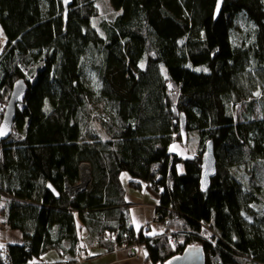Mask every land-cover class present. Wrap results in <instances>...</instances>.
Returning <instances> with one entry per match:
<instances>
[{
    "label": "trees",
    "instance_id": "obj_1",
    "mask_svg": "<svg viewBox=\"0 0 264 264\" xmlns=\"http://www.w3.org/2000/svg\"><path fill=\"white\" fill-rule=\"evenodd\" d=\"M215 1L108 0L117 15L95 25L98 0H73L66 17L60 0H0V124L13 83L27 84L0 143V215L22 240L0 264L51 251L75 263L77 220L108 250L141 244L144 264L194 246L205 264H264V0H224L216 21ZM190 133L198 150L184 158L173 148ZM210 141L217 175L201 193ZM82 162L91 181L70 199ZM123 174L163 227L130 226Z\"/></svg>",
    "mask_w": 264,
    "mask_h": 264
},
{
    "label": "crops",
    "instance_id": "obj_2",
    "mask_svg": "<svg viewBox=\"0 0 264 264\" xmlns=\"http://www.w3.org/2000/svg\"><path fill=\"white\" fill-rule=\"evenodd\" d=\"M123 177V175H122ZM128 181V185L126 184V204L129 210V219L130 226L134 229L135 232L139 231L143 226L151 221V217L155 213V208H157V201L153 196L149 193H145V195H149L152 197L151 201H148L144 193V189L139 188L138 186L133 188L129 185L130 178L129 176H125V181ZM133 188V189H131ZM139 190L141 196L136 194V191ZM79 242H80V252L81 254H87L86 259H80L79 257L75 258V263L69 264H144L142 258H132L130 257L129 248L136 247V245H132L129 247H119L114 246V250H108L101 242H97V239H93L88 235L85 229H83L79 220ZM9 240L5 241V245L8 246L10 244H20L22 240V235L17 232L9 229ZM13 237L15 240H13ZM54 253L53 256H49L48 254ZM143 255V254H142ZM49 256V257H47ZM51 259V260H50ZM62 261L59 255H57L56 251H51L43 255L40 259L32 260L30 264H58L57 262Z\"/></svg>",
    "mask_w": 264,
    "mask_h": 264
},
{
    "label": "water",
    "instance_id": "obj_3",
    "mask_svg": "<svg viewBox=\"0 0 264 264\" xmlns=\"http://www.w3.org/2000/svg\"><path fill=\"white\" fill-rule=\"evenodd\" d=\"M73 0H61V5L63 6L64 13L63 16L66 17L68 9L72 7ZM224 0H217L214 8L213 19L216 21L220 12L222 11ZM13 88L11 91V96L5 105V110L3 114V119L0 124V143L5 142L13 133V124L16 119V111L18 106H20L26 97L27 84L23 80H17L13 83ZM181 121L179 125V130L181 131L182 141L185 143V119L181 116ZM205 153L202 156L201 162V178H200V191L205 193L210 188V181L217 175V161L215 159V152L213 150V142L210 141L205 145ZM145 254V253H144ZM206 259L204 251L198 246L188 247L183 251L181 255L174 256L172 259L166 262V264H205Z\"/></svg>",
    "mask_w": 264,
    "mask_h": 264
},
{
    "label": "rangeland",
    "instance_id": "obj_4",
    "mask_svg": "<svg viewBox=\"0 0 264 264\" xmlns=\"http://www.w3.org/2000/svg\"><path fill=\"white\" fill-rule=\"evenodd\" d=\"M97 4H98L99 15L100 16H98L97 19H95V22H94L95 25L99 21H102V20H106V21L111 20V19H113L117 15L114 12V10L112 9V7L109 4L108 0H98ZM4 43H5V41H4V35L2 33V30L0 29V50L3 48V44ZM247 107H248V103H241V104L236 105V108L234 110V115H235V117H236V119H237L238 122L242 121V119H243L242 114L246 111ZM0 113H3L2 106H0ZM254 117L255 118L261 117L259 115V112H258L257 107H256L255 112H254ZM187 141H188V143H187V146L186 147H181V145H179V143H176L174 145V148H173V150L175 152H177L178 154L180 153L184 158L185 157H187V158L189 157L190 158L191 156H194L195 154H197V150H198V140H197V134L196 133H190V134H188ZM1 169H2V171H5L6 172V169L5 168H1ZM177 172L183 174V166L182 165L179 164V166L177 167ZM125 176H127V175L126 174H123V177H122V182H123V186L124 187L126 186V184L128 185L127 179L125 181ZM77 185L78 184H75L73 187L76 188L75 186H77ZM131 189H133V188H131ZM145 193H147V191L144 189V193L143 194L145 195ZM136 194H138L139 196H141V194L139 193V190L136 191ZM144 197H146L148 199V201H151V199H152V197L149 196V195L148 196L145 195ZM5 199L6 198H4L3 200H5ZM5 204L6 203H4L2 200H0V209L3 208L5 206ZM151 218H152L151 219V221H152L154 218H153V216ZM146 225H149V223L146 224ZM160 227H163V224L160 225V226L155 227V229H159ZM9 233H10V231H9L7 225L5 224V220L0 215V254H4L5 253V249L7 247L5 245V241L7 243V241L10 239L9 238ZM203 233H204V236L205 237H207V236H209L211 234L210 231H207V232L204 231ZM206 233H207V236H206ZM11 238L13 240H15L13 237H11ZM125 247H128V246H125ZM130 249L137 250V246L136 247H133V248H129V250H128L129 252H130ZM139 251H142L141 253H143V248H142L141 244H140V247H139ZM48 255L49 256L51 255V256L54 257V253L53 254L50 253ZM140 255H142V254H140ZM49 256H47V257H49ZM129 256L132 257V258H135L132 254H130ZM87 257H88L87 254L80 255V259L81 260L82 259H86ZM140 258H142V256H140Z\"/></svg>",
    "mask_w": 264,
    "mask_h": 264
},
{
    "label": "built area",
    "instance_id": "obj_5",
    "mask_svg": "<svg viewBox=\"0 0 264 264\" xmlns=\"http://www.w3.org/2000/svg\"><path fill=\"white\" fill-rule=\"evenodd\" d=\"M84 165H89L87 162H82L80 165H79V167H80V181H79V183H78V185L77 186H75L76 188H74L73 186L71 187V186H69L68 185V183H64V186H63V189H64V192H65V194L70 198V199H72L73 198V196L74 195H76L77 193H79V192H83V190L84 189H86V187L89 185V183H90V179H91V177H90V172H91V167L89 168V169H85V168H83L82 166H84ZM170 211L172 212L173 210L172 209H170ZM161 213L160 214H158V213H154V215H153V220L152 221H150L149 222V225H146V226H144V227H142V229L143 228H147V227H157V226H160L161 225V222H160V219H161ZM140 232V231H139ZM173 244L175 245V246H177L178 244H177V242L175 241V240H173ZM136 246H137V250H135V249H130V254H132L135 258H140V256H142V255H140V254H143V253H141L142 251H139V247H140V245H139V243H136ZM79 254H81V252L79 251ZM81 255H84V254H81Z\"/></svg>",
    "mask_w": 264,
    "mask_h": 264
},
{
    "label": "bare ground",
    "instance_id": "obj_6",
    "mask_svg": "<svg viewBox=\"0 0 264 264\" xmlns=\"http://www.w3.org/2000/svg\"><path fill=\"white\" fill-rule=\"evenodd\" d=\"M216 1H217V0H216ZM216 1H215V4H216ZM214 8H215V6H214ZM13 131H14V128H13ZM12 134H13V133H12ZM82 167L85 168V169H89V168H90V165H87V166L84 165V166H82ZM90 181H91V179H90ZM65 182L67 183V181H65ZM68 185H69V184H68ZM69 186H70V185H69ZM72 186H74V185H72ZM72 186H71V187H72ZM136 233H137V235H138V234H139V231H137ZM117 234H118V232H114V235H115L116 237H117ZM102 238H103V239H102ZM110 238H112L111 235L107 233V234L104 235V236H100V237H99V240H101V241H103V240H104V241H107V240L110 239Z\"/></svg>",
    "mask_w": 264,
    "mask_h": 264
}]
</instances>
